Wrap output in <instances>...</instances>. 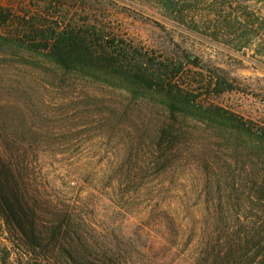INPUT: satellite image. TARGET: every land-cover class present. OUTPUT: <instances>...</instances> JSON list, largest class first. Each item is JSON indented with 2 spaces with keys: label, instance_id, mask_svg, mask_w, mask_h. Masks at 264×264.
<instances>
[{
  "label": "rangeland",
  "instance_id": "374dc122",
  "mask_svg": "<svg viewBox=\"0 0 264 264\" xmlns=\"http://www.w3.org/2000/svg\"><path fill=\"white\" fill-rule=\"evenodd\" d=\"M45 1L0 0V8L22 16L36 7L42 12ZM58 1L78 24L133 46L161 57L198 56L206 79L232 84L220 95L203 88V106L220 107L248 131L169 115L157 99L147 102L116 82L50 86L46 74L0 48V128L42 145L35 169L43 177L37 179L42 199L70 206L76 229L94 242L108 236L112 245L101 251H115L120 262L113 264L263 260V40L245 53L232 51L168 21L148 0ZM58 9L55 4L50 12ZM45 222L41 218L39 226ZM18 259L29 260L0 215V264Z\"/></svg>",
  "mask_w": 264,
  "mask_h": 264
},
{
  "label": "trees",
  "instance_id": "16d2710c",
  "mask_svg": "<svg viewBox=\"0 0 264 264\" xmlns=\"http://www.w3.org/2000/svg\"><path fill=\"white\" fill-rule=\"evenodd\" d=\"M148 1L168 21L186 26L211 41H221L232 51L245 53L255 40L264 42V17L259 10L260 6L264 9V0ZM58 2L46 0L42 12L36 7L34 12L22 16L0 8V48L9 50L19 64L46 74L50 86L55 82L61 88L75 81L116 82L147 102L157 99L169 115L179 113L248 131L241 121L220 107L203 106V88L220 95L232 91V84L211 75L206 79L198 56L183 51L176 57H161L162 53L156 55L153 50L128 44L96 26L78 24L67 5L61 3L58 7ZM55 4L59 9L51 13ZM258 55L264 56L261 47ZM0 134V215L5 216L18 247L29 258L26 262L18 259L16 264L120 262L115 251H101L104 244L112 245L108 236L102 242H94L95 238L87 236L80 226L76 229L77 218L70 206L40 196L37 179L43 181V177L35 169L42 145L6 127L0 128ZM258 135L264 138V133ZM41 218L47 221L43 226H39ZM259 262L255 263V258H237L231 264H264V259Z\"/></svg>",
  "mask_w": 264,
  "mask_h": 264
}]
</instances>
